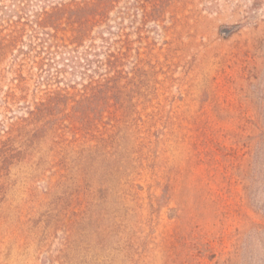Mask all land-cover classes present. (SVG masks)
Instances as JSON below:
<instances>
[{
	"label": "rangeland",
	"instance_id": "374dc122",
	"mask_svg": "<svg viewBox=\"0 0 264 264\" xmlns=\"http://www.w3.org/2000/svg\"><path fill=\"white\" fill-rule=\"evenodd\" d=\"M71 1L0 0V264H264V0H122L48 57Z\"/></svg>",
	"mask_w": 264,
	"mask_h": 264
},
{
	"label": "trees",
	"instance_id": "16d2710c",
	"mask_svg": "<svg viewBox=\"0 0 264 264\" xmlns=\"http://www.w3.org/2000/svg\"><path fill=\"white\" fill-rule=\"evenodd\" d=\"M122 0H72L68 2H60L54 5L51 9L44 8V12L38 16L36 24V41L35 46L40 47L50 57L54 53H59L62 49L71 48L78 50L89 36L93 27L109 24L110 13ZM132 4L138 9L145 8V16L147 18L160 17L163 11V0H131ZM69 26L72 30V36L69 38V44L64 38L60 37L58 30L61 26ZM54 30V31H53ZM62 39L64 41H62ZM74 45V46H71ZM116 55L109 54L107 63L109 65L108 73L116 72L113 75L106 77L91 78L86 85V96L97 101L101 107L102 114L109 111L114 105L111 100L116 98L118 87L117 78L122 74V71L117 65ZM92 64L89 59L88 65ZM63 95L60 92L51 94L46 102L41 105H60ZM116 113V112H115ZM82 129H89L90 123L81 121Z\"/></svg>",
	"mask_w": 264,
	"mask_h": 264
}]
</instances>
